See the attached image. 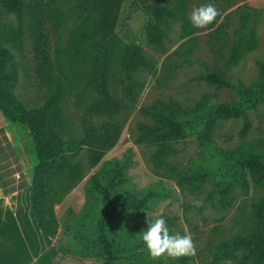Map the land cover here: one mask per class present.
<instances>
[{"label":"rangeland","instance_id":"obj_1","mask_svg":"<svg viewBox=\"0 0 264 264\" xmlns=\"http://www.w3.org/2000/svg\"><path fill=\"white\" fill-rule=\"evenodd\" d=\"M205 2L122 0L115 10H102L92 0H22L20 14L0 6V51L7 60L0 82L6 92L26 109L45 102L47 83L37 71V42L53 62L60 58L66 76L63 139H81L90 126L121 125L96 165L90 164L87 145L66 152L75 172L73 179L68 173L55 178L52 207L58 229L50 245L36 225L31 228L24 211L3 204L0 192V264H100L103 255L88 247L96 220L91 216L99 202L85 196L83 185L103 162L124 160L126 155L132 163L124 169L129 180L124 186L152 191L154 197L114 220L121 244L130 250L112 264H176L167 253L153 257L145 247L135 249L145 215H164L173 233L191 235L195 251L186 264H263L264 185L254 179L246 162L251 156L264 158V92L257 91L264 83V0H212L219 13L216 19L202 28L189 23L186 34L183 18L189 20L193 8ZM55 17L59 23L53 27ZM84 22L92 32L88 58L80 62L69 48ZM150 26L155 27L151 33ZM128 45L136 46L144 58L136 68L121 64ZM100 58L108 64L107 95L118 102L112 113L90 110L102 96L86 77ZM209 70L230 85L208 83L201 76ZM239 100L250 121L245 137L241 115L217 119L205 143L198 131L190 132L170 142L171 149L160 156L156 145L136 141L152 123L144 109L158 102H174L191 120L203 123L211 118L215 104ZM12 123L13 136L19 138L16 148L33 170L37 157L29 130ZM1 177L5 176L0 169ZM28 205L32 212L30 200ZM234 238L243 242L231 244ZM225 242L230 245L220 250Z\"/></svg>","mask_w":264,"mask_h":264},{"label":"trees","instance_id":"obj_2","mask_svg":"<svg viewBox=\"0 0 264 264\" xmlns=\"http://www.w3.org/2000/svg\"><path fill=\"white\" fill-rule=\"evenodd\" d=\"M58 1L52 0L53 3ZM121 1L92 0V3L101 5L102 10H110L119 6ZM0 6L16 14L23 11L21 7L22 0H0ZM183 20L186 34H189L191 30L189 20L185 17ZM54 21L53 27H56L59 21L56 17ZM153 28L155 27L150 26L148 28L149 33L152 32ZM91 32L90 23L84 22L82 28L70 41L69 49L78 57L77 59L80 62L88 58L86 56V45ZM150 39L156 41L153 36H150ZM35 50L37 71L47 83L48 95L45 102L40 107L26 109L16 101L12 94L4 90V84L0 82V112L9 121L19 123L29 130L37 157L31 181L34 220L44 235L53 238L58 229L52 207L56 189L54 181L59 175L65 176L66 173H68L70 179H73L75 172V167L66 156V152L87 145L89 147L90 164L96 165L106 149L112 144L121 125L115 122H107L98 127L90 126L86 128L85 136L81 139H63L61 133L65 128V119L62 114L61 101L66 93V76L59 57H56V61L53 62L37 42ZM4 54V51H0V70H3L6 66L7 60ZM236 55L233 54V62L237 59ZM143 59L136 46L128 45L121 64L124 68H136L143 63ZM107 69L108 64L102 59L93 70L87 73V83H91L94 90L102 96L99 101L93 103L90 107V110L94 113H112L118 108V102L111 100L106 92L105 75ZM54 70L57 71V74L53 73ZM201 77L215 86L230 85L222 76L212 70L205 71ZM127 89L132 91L129 87ZM260 90L264 92V83L259 86L257 91ZM245 91L246 93L249 92L248 90ZM212 107L211 118L199 123L198 118L191 120L187 117L176 103L158 102L144 109L147 116L149 115L152 118V123L143 129L136 141L156 145L159 148L157 156H160L158 155L160 152L165 153V150L171 149L170 142L180 140L190 132L198 131V139L205 143L208 132L216 120L244 115L245 103L239 100L233 103H218ZM249 128L250 121L244 115V123L241 129L242 137L247 135ZM128 152L130 153L131 149H128ZM128 162L132 163L129 155H126L124 160L112 159L103 162L101 167L91 174L83 185L85 196L90 200L99 202L95 214L91 216L96 217V220L92 240L88 247L103 255L100 264H112L120 253L130 250L127 244H121L122 235L115 229L114 220L122 212L141 209L146 200L154 197L152 191L132 190L124 186L127 181L129 182L128 176L124 172V169L129 165ZM246 165L254 179L259 184L264 185V158L251 156ZM261 217L263 218L262 233H264V211L261 213ZM165 218L168 225H170V218L166 216ZM170 230L172 232L171 228ZM241 242H243L241 238H234L230 243L238 245ZM228 245L230 244L225 242L219 249H225ZM144 247L141 240L135 242V249ZM188 259V255L176 256L174 262L176 264H186ZM262 261L264 264V249ZM215 262L216 260H214Z\"/></svg>","mask_w":264,"mask_h":264},{"label":"crops","instance_id":"obj_3","mask_svg":"<svg viewBox=\"0 0 264 264\" xmlns=\"http://www.w3.org/2000/svg\"><path fill=\"white\" fill-rule=\"evenodd\" d=\"M15 132L16 127L14 124L6 119L2 115V112H0V169L4 172L5 176L4 178H0V192L3 194V197H5L3 204L9 203L11 206L13 205L16 208H20L22 212L24 211L26 221L31 225V228L36 225L39 229L34 220L32 202V212L29 210L28 205L29 200L31 201L32 199L31 181L34 167L32 170V166L27 163L24 157L25 154L17 150L16 144L19 142V138L13 136L16 134ZM18 148L21 149V146L18 145ZM29 168H31L32 174L28 172ZM39 231L41 232L40 229ZM44 236L49 239L47 244L50 245L52 243L50 239L52 238L46 235ZM41 252H37V258L41 257Z\"/></svg>","mask_w":264,"mask_h":264},{"label":"clouds","instance_id":"obj_4","mask_svg":"<svg viewBox=\"0 0 264 264\" xmlns=\"http://www.w3.org/2000/svg\"><path fill=\"white\" fill-rule=\"evenodd\" d=\"M218 14V9L212 0H207L193 8L189 23L194 27L202 28L212 23ZM144 225L140 240L151 256L158 257L167 253L169 256L176 257L190 255L195 251L191 235L171 232L164 215L155 217L145 215Z\"/></svg>","mask_w":264,"mask_h":264}]
</instances>
